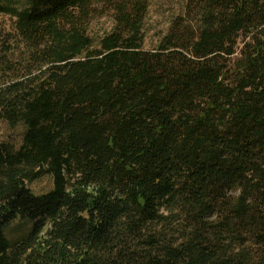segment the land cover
<instances>
[{"label": "trees", "instance_id": "1", "mask_svg": "<svg viewBox=\"0 0 264 264\" xmlns=\"http://www.w3.org/2000/svg\"><path fill=\"white\" fill-rule=\"evenodd\" d=\"M147 3L17 15L0 56V121L23 127L0 142V264H264V0H186L153 50ZM98 4L113 26L93 40Z\"/></svg>", "mask_w": 264, "mask_h": 264}, {"label": "rangeland", "instance_id": "2", "mask_svg": "<svg viewBox=\"0 0 264 264\" xmlns=\"http://www.w3.org/2000/svg\"><path fill=\"white\" fill-rule=\"evenodd\" d=\"M30 0H0V56L4 47L14 49V22L17 15L28 8ZM186 0H148L146 12L143 18V48L155 49L163 35L169 30L172 21L185 11ZM87 25L89 35L96 38L112 29L113 22L111 12L106 5L98 4ZM12 54V53H11ZM9 56V55H8ZM9 57H12L11 55ZM23 127L21 124L9 126L6 121H0V142H8L18 146L21 141ZM52 187L48 175L28 183L32 193L39 195L47 192ZM29 223L26 220H14L6 229V237L10 241L20 238L27 229Z\"/></svg>", "mask_w": 264, "mask_h": 264}]
</instances>
